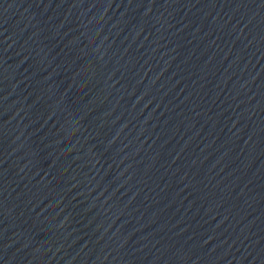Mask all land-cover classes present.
Returning <instances> with one entry per match:
<instances>
[{"label": "water", "instance_id": "obj_1", "mask_svg": "<svg viewBox=\"0 0 264 264\" xmlns=\"http://www.w3.org/2000/svg\"><path fill=\"white\" fill-rule=\"evenodd\" d=\"M0 264H264V0H0Z\"/></svg>", "mask_w": 264, "mask_h": 264}]
</instances>
